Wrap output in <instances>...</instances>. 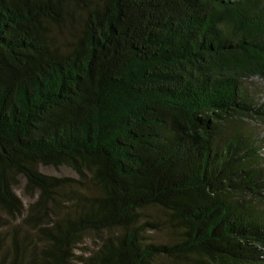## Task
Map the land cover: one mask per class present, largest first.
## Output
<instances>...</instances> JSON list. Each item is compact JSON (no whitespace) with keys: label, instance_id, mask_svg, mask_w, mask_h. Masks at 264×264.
<instances>
[{"label":"trees","instance_id":"16d2710c","mask_svg":"<svg viewBox=\"0 0 264 264\" xmlns=\"http://www.w3.org/2000/svg\"><path fill=\"white\" fill-rule=\"evenodd\" d=\"M258 84L264 0H0V264H264Z\"/></svg>","mask_w":264,"mask_h":264},{"label":"rangeland","instance_id":"374dc122","mask_svg":"<svg viewBox=\"0 0 264 264\" xmlns=\"http://www.w3.org/2000/svg\"><path fill=\"white\" fill-rule=\"evenodd\" d=\"M257 86H259L262 89V92L264 93V84H258ZM250 125L255 126L262 134H264V122H262L260 124L255 123V122H250ZM42 170L47 172V173H51V174H71V175H74V172L72 170L68 169L67 167H62V168H57V169H55L53 167H44V168L42 167ZM24 184H25V180L21 178L19 184H17V186H16V191L22 197L25 204L28 205V203L30 201H32L33 198L29 193H27L24 190ZM95 245H96V238L87 237L85 239V242L78 246L77 251L88 252Z\"/></svg>","mask_w":264,"mask_h":264}]
</instances>
